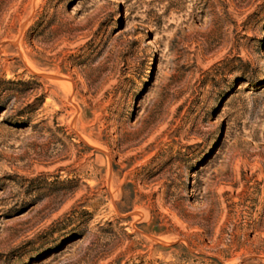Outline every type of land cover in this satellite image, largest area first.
I'll return each mask as SVG.
<instances>
[{"label": "rangeland", "instance_id": "374dc122", "mask_svg": "<svg viewBox=\"0 0 264 264\" xmlns=\"http://www.w3.org/2000/svg\"><path fill=\"white\" fill-rule=\"evenodd\" d=\"M0 264H264V0H0Z\"/></svg>", "mask_w": 264, "mask_h": 264}]
</instances>
